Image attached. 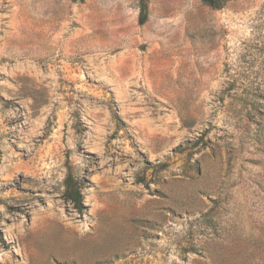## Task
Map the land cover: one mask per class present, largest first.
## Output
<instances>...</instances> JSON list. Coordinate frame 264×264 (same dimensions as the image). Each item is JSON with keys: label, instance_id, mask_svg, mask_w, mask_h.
<instances>
[{"label": "rangeland", "instance_id": "1", "mask_svg": "<svg viewBox=\"0 0 264 264\" xmlns=\"http://www.w3.org/2000/svg\"><path fill=\"white\" fill-rule=\"evenodd\" d=\"M0 264H264V0H0Z\"/></svg>", "mask_w": 264, "mask_h": 264}, {"label": "trees", "instance_id": "2", "mask_svg": "<svg viewBox=\"0 0 264 264\" xmlns=\"http://www.w3.org/2000/svg\"><path fill=\"white\" fill-rule=\"evenodd\" d=\"M85 0H71L72 3H83ZM229 0H201V3L204 6L209 7L213 10L221 9L226 2ZM146 20V9L142 8L138 14V23L141 25ZM63 193L62 198L65 202L70 204L73 209L77 212H81L83 208V197L81 192V186L76 181L72 175L69 173L66 174L63 181Z\"/></svg>", "mask_w": 264, "mask_h": 264}]
</instances>
